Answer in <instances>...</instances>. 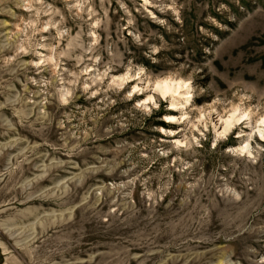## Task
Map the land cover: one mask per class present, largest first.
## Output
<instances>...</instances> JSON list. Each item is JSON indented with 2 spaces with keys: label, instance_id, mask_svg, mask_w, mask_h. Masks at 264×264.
<instances>
[{
  "label": "rangeland",
  "instance_id": "obj_1",
  "mask_svg": "<svg viewBox=\"0 0 264 264\" xmlns=\"http://www.w3.org/2000/svg\"><path fill=\"white\" fill-rule=\"evenodd\" d=\"M263 117L264 0H0V264H264Z\"/></svg>",
  "mask_w": 264,
  "mask_h": 264
},
{
  "label": "bare ground",
  "instance_id": "obj_2",
  "mask_svg": "<svg viewBox=\"0 0 264 264\" xmlns=\"http://www.w3.org/2000/svg\"><path fill=\"white\" fill-rule=\"evenodd\" d=\"M50 60H52V58ZM164 80H172L173 82L176 81V79H172V78H166V79L159 80V81H164ZM181 81H183V80H181ZM157 82L158 81H156L155 84L152 85V87L150 86L152 89L151 92H153V88L155 87ZM183 82L188 84L187 89H183L180 92V94L176 97H173L171 95L167 96V97H170L172 99L171 106L174 108V110L185 109L186 105H188L191 102V98H192L191 91H190L191 86L188 82H186V81H183ZM148 85L143 86V84L141 82H139L138 84H136L134 86V88L139 89L141 92V91H144L146 88H148L149 87ZM151 96L153 97L152 94H151ZM153 101H154V97H153ZM239 109L233 108L232 109L233 111H231L232 113L225 119H223L220 116H219L220 118L218 117L219 118L218 121H216L213 125V127H215V129H216V133L218 136H227L235 128V126L237 124H240L244 121L245 122L248 121L249 125H252L251 124V121H252L251 114L247 111H244V110L241 111ZM168 117L171 118V119H169V121H171V122L172 121H178V123L180 125H183L184 123L187 122L188 115L184 114V115H181V117H177L176 115H170ZM206 120H210V117H206V114H203L201 119H199V123L201 125H203L204 127H207ZM212 121H214V120H212ZM261 121H264V117L260 120L259 125L255 129H257V133L264 140V124H262ZM194 127H196V126H194ZM177 142H178V144H183L181 141H177ZM249 150H250V144L248 142L245 144V146L239 148V151L241 153H248L249 154L250 153Z\"/></svg>",
  "mask_w": 264,
  "mask_h": 264
},
{
  "label": "clouds",
  "instance_id": "obj_3",
  "mask_svg": "<svg viewBox=\"0 0 264 264\" xmlns=\"http://www.w3.org/2000/svg\"><path fill=\"white\" fill-rule=\"evenodd\" d=\"M132 78H135V77H130L126 73L124 76L118 78L119 82H117V80L114 79L113 80V84H116L117 87H123V84L125 82H127L129 79H132ZM187 88H188V84L184 83L181 80H176L175 82H173L172 80H164V81H158L156 83L155 87L153 88V92L158 93L161 97H167L169 95H171L173 97H176V96H178L180 94V92L183 89H187ZM138 91H140V90L137 89V88H133L132 89L133 93L138 92ZM129 95H131V93ZM148 104H151L153 109H158L159 108V105L157 103L153 102V97L151 95L148 96L147 99L145 101H143L142 104H139L137 106L143 108L144 105H148ZM144 110L146 112L148 111L147 108H145ZM163 119L169 120L171 118L164 117ZM261 123L264 124V121H261Z\"/></svg>",
  "mask_w": 264,
  "mask_h": 264
}]
</instances>
